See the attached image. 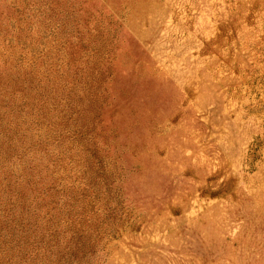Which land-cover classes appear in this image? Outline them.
Wrapping results in <instances>:
<instances>
[{
    "label": "rangeland",
    "instance_id": "1",
    "mask_svg": "<svg viewBox=\"0 0 264 264\" xmlns=\"http://www.w3.org/2000/svg\"><path fill=\"white\" fill-rule=\"evenodd\" d=\"M0 264H264V0H0Z\"/></svg>",
    "mask_w": 264,
    "mask_h": 264
}]
</instances>
